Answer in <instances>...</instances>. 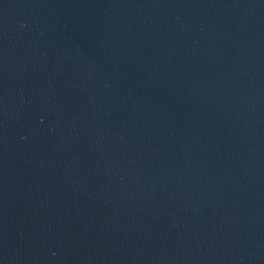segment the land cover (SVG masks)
<instances>
[{
	"label": "water",
	"instance_id": "95a60500",
	"mask_svg": "<svg viewBox=\"0 0 264 264\" xmlns=\"http://www.w3.org/2000/svg\"><path fill=\"white\" fill-rule=\"evenodd\" d=\"M129 0H0V91L78 42Z\"/></svg>",
	"mask_w": 264,
	"mask_h": 264
}]
</instances>
